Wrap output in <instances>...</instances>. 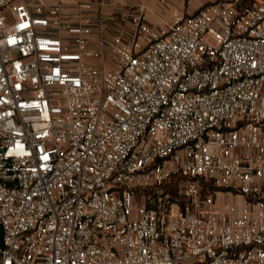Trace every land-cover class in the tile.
I'll use <instances>...</instances> for the list:
<instances>
[{"label":"built area","instance_id":"2783aa9c","mask_svg":"<svg viewBox=\"0 0 264 264\" xmlns=\"http://www.w3.org/2000/svg\"><path fill=\"white\" fill-rule=\"evenodd\" d=\"M65 2L0 0V264H264V0Z\"/></svg>","mask_w":264,"mask_h":264},{"label":"crops","instance_id":"0c3cea01","mask_svg":"<svg viewBox=\"0 0 264 264\" xmlns=\"http://www.w3.org/2000/svg\"><path fill=\"white\" fill-rule=\"evenodd\" d=\"M44 5H53L57 0H28ZM91 1L102 3L105 18L103 19V29L108 34L118 32H128L132 29V18L139 14L140 8L145 9L149 23L156 28H163L172 22L175 14L194 15L205 4V0H66L64 4V15L77 24L79 21L73 18L76 6L79 2ZM86 17V16H84ZM96 15H92L90 23L97 24Z\"/></svg>","mask_w":264,"mask_h":264},{"label":"trees","instance_id":"16d2710c","mask_svg":"<svg viewBox=\"0 0 264 264\" xmlns=\"http://www.w3.org/2000/svg\"><path fill=\"white\" fill-rule=\"evenodd\" d=\"M209 190H210L211 192H213V191L215 190V188L210 184V185H209Z\"/></svg>","mask_w":264,"mask_h":264}]
</instances>
